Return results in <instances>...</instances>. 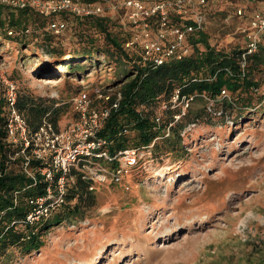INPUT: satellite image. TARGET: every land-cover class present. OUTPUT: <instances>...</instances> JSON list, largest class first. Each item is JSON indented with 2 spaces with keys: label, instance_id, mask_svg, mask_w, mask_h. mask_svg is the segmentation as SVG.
<instances>
[{
  "label": "rangeland",
  "instance_id": "1",
  "mask_svg": "<svg viewBox=\"0 0 264 264\" xmlns=\"http://www.w3.org/2000/svg\"><path fill=\"white\" fill-rule=\"evenodd\" d=\"M233 5L222 0L217 8ZM234 12L226 19L208 20L213 41L220 37L236 43L241 38V19ZM32 28L42 38L46 20L37 19ZM53 35L68 49L84 44L79 30L70 26ZM23 57L13 44L2 43L0 80L17 67L37 93L57 96L67 91L65 66L50 63L48 55ZM44 65H56L62 74L36 76ZM68 78L77 90L89 89L99 79L92 68ZM257 79L260 86L250 92V110L214 111L209 102L212 117L182 129L186 152L157 156L152 143L122 181L97 185V203L85 211L89 218L49 231L41 250L15 256L11 264H244L253 246L264 249V75ZM72 113L69 103L59 124L69 122Z\"/></svg>",
  "mask_w": 264,
  "mask_h": 264
},
{
  "label": "trees",
  "instance_id": "2",
  "mask_svg": "<svg viewBox=\"0 0 264 264\" xmlns=\"http://www.w3.org/2000/svg\"><path fill=\"white\" fill-rule=\"evenodd\" d=\"M221 1L209 0L205 8L209 21L215 16L226 19L230 11L240 6L245 13L234 18L246 23L252 8L260 0H232L233 7L219 9L217 5ZM42 18L46 20L47 32L39 38L41 34L35 33L32 26ZM56 19L66 20V29L70 26L79 30L84 44L68 49L61 41H56L53 35L56 32L50 28V22ZM132 31V26L122 21L118 12L107 7L103 13L90 16L70 12L44 16L31 7L0 4V45L13 44L21 57L28 53L39 58L48 55L50 63L63 65L66 69L67 91L57 96L37 93L30 88L20 68L13 67L7 71L8 78L16 82V105L25 114L30 132L37 130L45 117L56 128L61 127L59 123L67 112L71 96L80 90L68 77H81L89 68L94 69L99 78L89 89L85 86L92 98H95L97 89L112 88L110 99L105 102L95 99L96 105L110 104L121 94L118 108L112 110L100 130V135L110 140L108 150L111 154L126 147L152 143L157 156L186 152L182 129L188 122L211 118L213 112L209 102H213L214 111L222 107L238 113L247 112L254 104L250 92L260 86L257 78L264 75V33L258 50L246 56L243 72L241 62L246 39L239 31L241 38L236 43L219 40L220 37L213 41V31L207 22L205 28L189 35V54L162 64L142 61L139 44L134 47L126 45ZM40 47H43L42 52ZM67 53L69 58L65 57ZM101 64L103 68H100ZM59 74L62 70L56 65L49 68L44 65L36 70L38 77ZM177 88L182 94L193 95L194 98L186 113L175 120L174 114L179 112V108L164 109L161 105L169 101ZM5 89L4 82L0 80V264H11L15 256L41 250L45 245L44 236L49 231L66 222L89 218L85 211L96 205L98 195L96 188L90 189L92 180L72 168L66 181L65 201L51 214L43 215L32 223L26 221L32 207L30 197L44 194L46 182L39 171L35 170L34 176L28 174L23 168V156L16 155L19 146H14L6 129L8 106ZM223 89L227 95L222 93ZM237 102L241 104L237 105ZM158 113H161L159 123L155 120ZM72 115L74 117L75 111ZM124 128L128 131L124 132ZM38 163L33 159L31 165L36 167ZM16 192L18 202L15 204ZM256 246L244 264H264V249Z\"/></svg>",
  "mask_w": 264,
  "mask_h": 264
},
{
  "label": "built area",
  "instance_id": "3",
  "mask_svg": "<svg viewBox=\"0 0 264 264\" xmlns=\"http://www.w3.org/2000/svg\"><path fill=\"white\" fill-rule=\"evenodd\" d=\"M106 1L107 6L98 1L82 0H0V4L31 7L44 16L61 12L90 16L103 13L107 7L118 12L120 19L132 26L133 31L126 45L134 47L139 44L142 61L154 64L180 59L189 54V35L205 28L208 22L205 8L209 0ZM244 13L245 9L239 6L234 15L243 16ZM67 25L68 22L63 19L50 22V28L56 33L65 30ZM237 29L246 39L241 62L245 72L246 56L256 52L262 40L264 0L252 8L248 22L239 23ZM2 79L6 86L5 99L8 106L6 129L14 146H19L16 155L23 156V168L28 174L34 176L35 170L39 171L46 182L44 194L30 197L32 207L26 216L28 222H35L43 215L51 214L65 201L66 181L72 168L80 170L83 177L92 180L90 189L107 182H120L151 145L130 146L115 154L110 153V140L100 135V130L112 110L118 108L121 94L110 104L99 106L94 102L95 99L108 101L112 88L97 89L95 98L90 96L86 87L81 88L69 100L75 111L69 122L58 129L45 117L39 128L30 132L25 114L16 105V82L7 77ZM222 93L227 95L225 89ZM193 98V95L182 94L180 88H177L161 107L179 108V112L174 114L175 120H178L186 113ZM155 120L158 123L161 121V113L156 115ZM123 131L127 132L128 129L124 128ZM33 159L39 161L36 167L31 165ZM14 202H18L17 192Z\"/></svg>",
  "mask_w": 264,
  "mask_h": 264
},
{
  "label": "bare ground",
  "instance_id": "4",
  "mask_svg": "<svg viewBox=\"0 0 264 264\" xmlns=\"http://www.w3.org/2000/svg\"><path fill=\"white\" fill-rule=\"evenodd\" d=\"M40 82H51L52 84H58L60 81L58 79H45V78H41L39 79ZM109 207L106 206L105 209H108Z\"/></svg>",
  "mask_w": 264,
  "mask_h": 264
}]
</instances>
